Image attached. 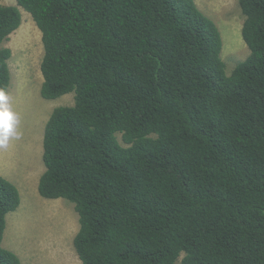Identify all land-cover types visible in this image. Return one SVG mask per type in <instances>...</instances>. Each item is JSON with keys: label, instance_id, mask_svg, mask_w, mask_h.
Here are the masks:
<instances>
[{"label": "trees", "instance_id": "trees-1", "mask_svg": "<svg viewBox=\"0 0 264 264\" xmlns=\"http://www.w3.org/2000/svg\"><path fill=\"white\" fill-rule=\"evenodd\" d=\"M42 33L41 96L74 94L44 133V199L75 205L82 264H264V0H239L232 73L194 0H17ZM0 6V89L20 28ZM21 205L0 174V264Z\"/></svg>", "mask_w": 264, "mask_h": 264}, {"label": "rangeland", "instance_id": "rangeland-1", "mask_svg": "<svg viewBox=\"0 0 264 264\" xmlns=\"http://www.w3.org/2000/svg\"><path fill=\"white\" fill-rule=\"evenodd\" d=\"M194 2L217 24L223 39L222 59L228 73H232L250 55L242 35L245 16L239 0ZM0 6L18 7L22 14L20 28L3 44L11 51L8 95L12 110L19 117V135L10 140L6 149H0V174L17 186L21 196L20 208L7 217L3 247L16 253L22 264H82L74 246L80 227L75 205L65 199H44L38 192L45 172L46 124L57 107L73 106L75 97L70 94L56 100L42 98V33L17 0H0Z\"/></svg>", "mask_w": 264, "mask_h": 264}, {"label": "clouds", "instance_id": "clouds-1", "mask_svg": "<svg viewBox=\"0 0 264 264\" xmlns=\"http://www.w3.org/2000/svg\"><path fill=\"white\" fill-rule=\"evenodd\" d=\"M18 115L12 110L10 97L0 89V149H6L11 139L18 137Z\"/></svg>", "mask_w": 264, "mask_h": 264}, {"label": "crops", "instance_id": "crops-1", "mask_svg": "<svg viewBox=\"0 0 264 264\" xmlns=\"http://www.w3.org/2000/svg\"><path fill=\"white\" fill-rule=\"evenodd\" d=\"M39 184V183H38Z\"/></svg>", "mask_w": 264, "mask_h": 264}]
</instances>
